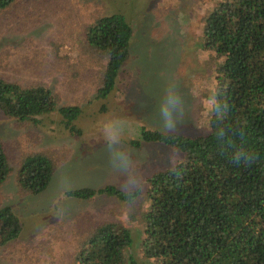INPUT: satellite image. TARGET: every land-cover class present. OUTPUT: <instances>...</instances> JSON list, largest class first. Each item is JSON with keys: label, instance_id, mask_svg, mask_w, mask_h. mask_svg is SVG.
Listing matches in <instances>:
<instances>
[{"label": "rangeland", "instance_id": "374dc122", "mask_svg": "<svg viewBox=\"0 0 264 264\" xmlns=\"http://www.w3.org/2000/svg\"><path fill=\"white\" fill-rule=\"evenodd\" d=\"M220 0H16L0 10V77L21 86H45L58 106H78L71 134L52 112L33 124L0 116L10 172L0 186V205H10L22 224L20 235L0 245V264H76V252L96 225L128 228L132 255L141 251L147 210L145 178L173 167L182 153L158 142L133 146L140 127L197 136L209 131L216 67L223 60L203 45V18ZM122 14L132 27L130 58L114 91L96 98L105 54L86 41L96 19ZM175 132H166L162 106L169 94ZM43 153L54 165L52 180L39 194L17 179L22 160ZM128 157L127 169L120 154ZM129 173L142 189L131 204L100 195L90 200L65 191L107 184L121 188ZM136 188V187H135ZM134 188H129V190Z\"/></svg>", "mask_w": 264, "mask_h": 264}, {"label": "trees", "instance_id": "16d2710c", "mask_svg": "<svg viewBox=\"0 0 264 264\" xmlns=\"http://www.w3.org/2000/svg\"><path fill=\"white\" fill-rule=\"evenodd\" d=\"M16 0H0V10ZM202 45L223 60L216 67L209 131L185 136L140 127L133 146L158 142L182 153L171 168L145 178L147 210L141 251L153 264H264V0H220L203 18ZM132 27L119 13L88 26L89 46L105 54L96 98L110 95L130 58ZM110 93V94H109ZM56 112L71 134L78 106H58L45 86H21L0 77V116L40 123ZM254 157V159H253ZM247 158V161L245 159ZM240 160V162H237ZM10 172L0 139V186ZM54 173L48 156H26L18 169L20 187L32 194L47 189ZM139 187L126 193L115 185L65 191L90 200L104 195L131 204ZM22 224L10 205H0V245L16 239ZM128 228L96 225L75 256L76 264H139L125 251Z\"/></svg>", "mask_w": 264, "mask_h": 264}, {"label": "clouds", "instance_id": "9594fccd", "mask_svg": "<svg viewBox=\"0 0 264 264\" xmlns=\"http://www.w3.org/2000/svg\"><path fill=\"white\" fill-rule=\"evenodd\" d=\"M176 104V99L173 97V95L170 93L168 96V99L166 101V103L162 106V113L165 117L166 123L163 125V128L166 132H175L176 126L174 124L171 123V109H170V105L171 106H175ZM121 157V161H122V165L124 166L125 169H127V166L129 164V160L128 157L125 156L123 153L120 154ZM254 159V157H253ZM245 161H247V158L245 159ZM237 162H240V160H237ZM248 162V161H247ZM137 187L136 185V181L135 179L132 177V174L129 173L128 177H126L121 185V189L122 191H124L125 193L129 190V188H135ZM143 188H139V191H142Z\"/></svg>", "mask_w": 264, "mask_h": 264}]
</instances>
